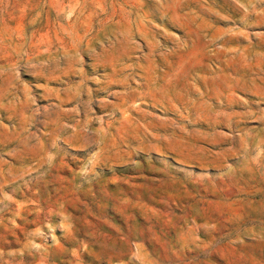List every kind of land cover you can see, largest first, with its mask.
Masks as SVG:
<instances>
[{"label": "rangeland", "instance_id": "374dc122", "mask_svg": "<svg viewBox=\"0 0 264 264\" xmlns=\"http://www.w3.org/2000/svg\"><path fill=\"white\" fill-rule=\"evenodd\" d=\"M0 264H264V0H0Z\"/></svg>", "mask_w": 264, "mask_h": 264}]
</instances>
